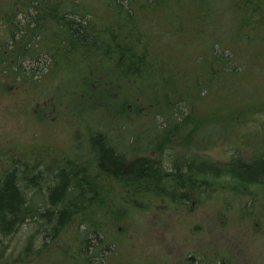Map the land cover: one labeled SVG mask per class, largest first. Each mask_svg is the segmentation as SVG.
I'll list each match as a JSON object with an SVG mask.
<instances>
[{
	"label": "trees",
	"instance_id": "trees-1",
	"mask_svg": "<svg viewBox=\"0 0 264 264\" xmlns=\"http://www.w3.org/2000/svg\"><path fill=\"white\" fill-rule=\"evenodd\" d=\"M40 64L46 72L35 79ZM106 78L117 108L88 110L86 121L73 95ZM148 81L164 92L153 105L130 93V84ZM6 86L22 94L19 111L35 132L60 128L69 141L0 133V264L261 262L264 0H5ZM130 128L138 132L115 147L113 137ZM211 206L224 207L227 220L214 227L238 252L201 243ZM156 215L144 257L120 262L127 238L148 234L142 218ZM170 215L187 230L178 243L185 249L164 235ZM250 235L263 240L258 258Z\"/></svg>",
	"mask_w": 264,
	"mask_h": 264
},
{
	"label": "rangeland",
	"instance_id": "rangeland-1",
	"mask_svg": "<svg viewBox=\"0 0 264 264\" xmlns=\"http://www.w3.org/2000/svg\"><path fill=\"white\" fill-rule=\"evenodd\" d=\"M5 3V0H0V6ZM35 66V64H34ZM33 67L30 60L23 61V68L27 71ZM37 67V66H36ZM41 67V69H39ZM36 71V78L42 77L44 73L46 72V66H43L40 64ZM28 74H32V71H30ZM139 83V82H138ZM113 80L111 78H106L98 83L93 84L91 87L87 85V89H85V92H77L73 95L74 98L80 99L79 100V108L82 109L81 114L82 117L89 121V113L88 110L93 109H104L105 111L112 112L117 108L116 102L117 98L113 97V95L110 93V89L113 86ZM43 85V84H42ZM154 81H148L144 82L142 84H130V93H132L133 96H135L139 102L142 103H149L153 105L156 103L155 101L157 99H162L164 96V92L162 90V87L160 84L157 85L156 92H153L152 89L154 87ZM8 91V92H7ZM11 90H9V86H6L4 91L0 90V133L3 132L5 135L9 138H17L22 137L26 140H34L40 139V140H53L55 142L60 143L59 146H65L68 144L69 137L67 136V132H64L63 129L60 128H54L51 133L45 132V130H40L39 133L36 131V126L30 122V119L28 117L23 116L22 113H20V107L23 105L24 101L22 97H20L22 94H13V92L10 93ZM10 93V94H9ZM96 99L97 101H94ZM210 103H213L212 100L209 101ZM20 105V107H19ZM93 105H96L95 107H91ZM80 109V110H81ZM194 116H197L198 113H193ZM216 113L211 112L205 116V118L214 119ZM160 120V118H159ZM126 133L121 134L118 137H113L112 144L115 147H122L126 146L129 142V136L130 134H133L134 132L137 133L138 129L130 128L129 130H124ZM43 133V134H42ZM47 135H44V134ZM40 134V137H39ZM1 135V134H0ZM150 136L147 138H136L135 144L146 146L147 143L150 140ZM128 141V142H127ZM91 147H89L90 149ZM89 149L87 153H89ZM179 155L178 156H184L183 149H178ZM261 158H264V155L261 156ZM207 161L206 158L199 159L200 161ZM242 162V161H240ZM207 165V164H206ZM87 168V167H86ZM216 170H221V168H216ZM121 191V190H120ZM215 208L214 206L207 208V216L201 217V220L204 221L206 225V230L204 231V238H201V243L203 246H207L210 250V252H215L217 250H223L228 252H238L239 250H236V248L232 247V242L230 241L229 235L227 232H219L215 230L214 224L216 223H223L225 220H227L226 216H222L224 211V207H220L219 210ZM159 215L164 214V210L159 212ZM196 213L198 215H202L205 213V210L202 208V206H198V209L196 210ZM150 215V214H149ZM250 215V214H249ZM151 216V215H150ZM156 216H152L151 218L144 217L142 218L143 221L146 222L145 227L148 229V234L145 235V237H142V233H145V231L138 230L135 232L136 236L132 237L129 236L127 238L128 242H125L126 246H122L119 249V260L121 261H134L136 258H143L145 255V248L146 245V238L150 239L156 235V232L153 227V221L156 218ZM171 223L166 227L167 229L164 230V235L166 233V236L171 239L174 244L176 243L177 246H179L181 249L187 248V245L180 246L178 243H180L181 239H185L188 235L187 230L183 227V225H180L178 222L175 221V215H170ZM249 220H253L252 217H249ZM254 221V220H253ZM175 222V223H174ZM149 226V227H148ZM131 233V232H130ZM203 236V235H202ZM201 236V237H202ZM262 239L260 236L257 235H250L247 237V244L249 245V253L254 258H258L261 256L259 254V248H262ZM190 243V242H189ZM191 247L192 244L190 243ZM170 249V248H168ZM190 249V247H189ZM151 252L154 255L157 254V249L155 246L151 247ZM170 252V250H169ZM177 253H183L181 250ZM142 254V255H141ZM140 255V256H139ZM146 262V261H145ZM143 262V263H145ZM116 264H118L116 262ZM250 264V263H247ZM259 264H264V254L261 256V262Z\"/></svg>",
	"mask_w": 264,
	"mask_h": 264
}]
</instances>
